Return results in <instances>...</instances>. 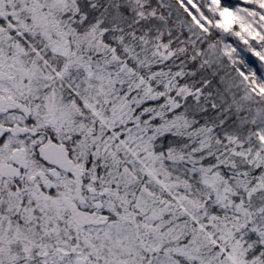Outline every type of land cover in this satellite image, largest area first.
<instances>
[{
  "label": "snow or ice",
  "instance_id": "6c2138e0",
  "mask_svg": "<svg viewBox=\"0 0 264 264\" xmlns=\"http://www.w3.org/2000/svg\"><path fill=\"white\" fill-rule=\"evenodd\" d=\"M0 264H264V0H0Z\"/></svg>",
  "mask_w": 264,
  "mask_h": 264
}]
</instances>
